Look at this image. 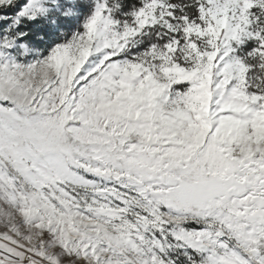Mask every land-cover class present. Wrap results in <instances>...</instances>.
Returning a JSON list of instances; mask_svg holds the SVG:
<instances>
[{
    "label": "snow or ice",
    "instance_id": "1",
    "mask_svg": "<svg viewBox=\"0 0 264 264\" xmlns=\"http://www.w3.org/2000/svg\"><path fill=\"white\" fill-rule=\"evenodd\" d=\"M0 264H264V0H0Z\"/></svg>",
    "mask_w": 264,
    "mask_h": 264
}]
</instances>
